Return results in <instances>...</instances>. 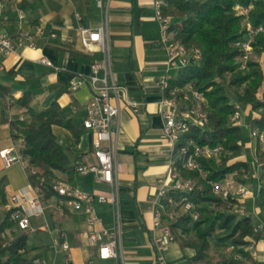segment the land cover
Returning <instances> with one entry per match:
<instances>
[{"label": "crops", "instance_id": "1", "mask_svg": "<svg viewBox=\"0 0 264 264\" xmlns=\"http://www.w3.org/2000/svg\"><path fill=\"white\" fill-rule=\"evenodd\" d=\"M76 12L81 14L80 19ZM1 23L9 36L20 31L35 32L41 25L55 31L56 35L38 37L36 48L19 47L7 56H0V84L9 88L8 94L0 98V113L8 120L0 126V146L15 145L20 150L22 143L14 137L9 120H30L29 113L17 102L23 93L29 92L33 108L40 110L57 102L64 117L81 130L77 139L66 126H53L74 166L95 161V133L83 127L91 95L89 81L85 78L77 89H72L71 84L90 73L92 62L106 58L98 44L89 47L83 44L79 26L105 25L114 77L127 87L131 100L122 103L120 132H113L110 142L120 187L122 251L126 264H160L152 243L153 212L161 188L170 185V179L165 181V178L172 168L174 149V144L163 133L161 100L165 96L166 82L176 77L180 68L169 63L168 50L160 41L154 0H111L107 24L96 0H7ZM43 55L51 64L40 60ZM3 175L8 184L7 202L0 205L1 217L6 213L10 194L31 184L22 161L5 167L0 160V178ZM58 176L87 192L110 195L113 190L112 184L96 180L93 173L82 174L73 169L58 172ZM60 199L58 195L41 199L44 211L34 216H44L48 221L39 228H49L52 224L57 235H53L52 246L30 247L27 241L29 254L38 253L37 260L43 264L100 262L98 245L91 244L88 238L86 214L74 209L68 199L60 204ZM95 208L103 225L112 226L111 203L95 201ZM255 217V224L264 220L259 214ZM31 226L32 219L29 228ZM15 230L16 227H12L8 232ZM61 231L66 233L70 245L69 263L66 252L54 244ZM195 252L193 247L171 241L165 252V264H194L191 258ZM255 254L257 261L264 260V234L256 243Z\"/></svg>", "mask_w": 264, "mask_h": 264}, {"label": "trees", "instance_id": "2", "mask_svg": "<svg viewBox=\"0 0 264 264\" xmlns=\"http://www.w3.org/2000/svg\"><path fill=\"white\" fill-rule=\"evenodd\" d=\"M253 5L250 19L253 25L264 27V0H163L162 12L172 17L170 31L174 38L189 48L197 47L201 58L179 69L176 77L168 80L165 95L172 87L183 88L191 83L206 96L204 109L208 123L201 126L190 122L189 128L175 143L172 157L175 167L183 178H192L196 187L193 190H167L160 197L166 206L171 200L190 201L198 213L195 217L189 211H180L170 221L174 238L181 246L193 247L194 264H247L244 258L257 264V260L243 246L257 242L263 237V230H255L256 224L249 215L238 217L235 212L224 210L227 201H236L229 194L222 197L215 192L212 182L222 180L227 173L237 170L241 181L245 175L253 172L252 163L243 158L247 139L241 125L233 121L232 116L251 106L253 116L250 119L251 130L264 131V30L257 33L253 42L254 51L250 55L248 68L239 67L242 49L235 44L246 36L242 16L235 11V5ZM16 32L13 36L18 35ZM226 73H232L227 77ZM241 87V88H240ZM240 88V89H239ZM9 88L0 84V98L8 94ZM261 93V95H260ZM179 94L181 92L179 91ZM29 92L23 93L17 100L30 115L29 121L9 120L15 138L23 137L20 147L22 159L28 161L25 171L29 182L37 187L41 199L58 195L54 188L59 178L58 172H72L74 165L67 148L58 140L54 125H64L71 129L78 139L81 130H77L71 119L61 113V106L54 102L50 106L37 110L30 105ZM261 109V112H257ZM8 120L0 113V126ZM251 138L253 135L251 133ZM194 143L224 145L222 159L216 162L202 156L198 158L200 167L187 168L186 158L193 152ZM256 158L259 177L264 178V148H257ZM8 179L0 178V205L7 202ZM254 204L264 206V183L255 194ZM16 227L14 232L8 229ZM30 228L20 227L10 217V210L0 220V264H43L38 262V253L29 254L27 241ZM211 237L219 243L231 241L239 253L219 254L212 260L209 247Z\"/></svg>", "mask_w": 264, "mask_h": 264}, {"label": "built area", "instance_id": "3", "mask_svg": "<svg viewBox=\"0 0 264 264\" xmlns=\"http://www.w3.org/2000/svg\"><path fill=\"white\" fill-rule=\"evenodd\" d=\"M98 6L103 10L106 17V24L108 20V12L111 0H96ZM7 0H0V56H7L15 52L19 47L21 48H36V39L42 36H55L56 32L53 30H46L44 26H38L35 32L20 31L16 36H9L1 23V17L6 7ZM163 0H154L155 15L160 24V41L166 46L169 55V63L181 68L197 61L201 58V51L199 48H189L187 45L181 43L174 38L170 31L172 17L164 15L162 12ZM252 5L245 6L236 4L235 8L239 14L242 15L245 21L246 36L235 42L237 46L242 49L240 56L241 66L248 67L247 62L250 55L254 51L253 42L255 41L258 32L263 31L262 25L255 26L252 24L249 14V9ZM76 16L80 19L81 14L76 12ZM81 40L85 46L91 44H98L100 48L106 53V58L97 60L91 63L90 73L86 77L75 79L72 81L71 88L77 89L84 82L85 78L89 81L91 86V95L87 103V113L83 119V127L91 129L95 133L94 139V156L95 161L91 163H77L74 170L78 173H93L96 180L109 182L113 185V190L110 195L96 194L87 192L77 188L72 183L58 178L55 181L54 188L58 192L60 204L66 199L70 200L73 208L82 211L86 214L87 233L91 244L98 245V259L90 260V264H126L122 251V226L120 220V203H119V182L118 169L116 159L110 145L112 133L118 134L120 132L119 115L122 108V103L125 101L131 102L127 87L119 83L114 77L112 71V62L110 59V44L107 37V30L105 25L98 27H88L85 25L79 26ZM40 60L46 64H51V61L45 56H41ZM1 67V61H0ZM103 72V74H101ZM168 82H166V86ZM191 95L187 92L179 94L182 88L172 87L168 95H165L161 100L162 114L164 116L163 133L175 145L180 136L187 131L190 122H194L201 126L208 123V116L201 103L203 93L200 90H195L191 83L184 86ZM192 99V105H185L182 99ZM186 100V101H187ZM241 113L237 111L233 118L238 119ZM255 138L264 140V132L252 131ZM19 142L23 143L24 138L19 137ZM223 144L210 145L194 143L193 152L186 158L184 166L187 168L200 167L198 158L214 157L222 153L224 150ZM0 160L3 161L5 167L11 166L16 161H22L24 166L28 165V161L22 159L20 151L15 145L0 146ZM172 168L165 181L170 179V185H164L156 200L154 208V236L152 243L156 252V259L160 264H165V252L171 241H174V234L170 227V221L174 218L178 211H189L195 217L198 213L190 201H174L171 200L166 206L160 201L161 195L167 190H193L196 183L192 178H183L175 167V159H171ZM214 187L219 192V181H214ZM238 197L242 196L244 199L248 197L255 198L256 192L246 185H241L237 192ZM223 197L228 196V190L222 192ZM236 197V196H235ZM237 198V197H236ZM95 201L110 202L114 212V223L112 226H105L102 223V217L98 214L95 208ZM6 212L10 210V217L20 227L27 228L30 226L31 217L40 215L44 211L41 203V195L37 187L32 184L21 188L17 192H13L9 196V202L5 205ZM240 213H246L245 208H239ZM257 211L260 212V209ZM3 217V216H2ZM0 216V220L2 218ZM255 230H264V222L258 223ZM55 246L66 252L67 263L70 262V245L67 240L65 232L61 231L60 235L54 241ZM234 248L231 245L228 249ZM249 251L256 249V244L253 242L248 246ZM36 261H38L36 259ZM197 264H204L198 262ZM209 264H214L211 261Z\"/></svg>", "mask_w": 264, "mask_h": 264}, {"label": "rangeland", "instance_id": "4", "mask_svg": "<svg viewBox=\"0 0 264 264\" xmlns=\"http://www.w3.org/2000/svg\"><path fill=\"white\" fill-rule=\"evenodd\" d=\"M252 8H253V5L249 9V14H250V11ZM235 11H236V13H238V11H240V9L237 10L235 8ZM242 24L244 26L246 24L245 21L243 20V17H242ZM261 60H264V54H262ZM239 67L242 70H245L248 68V67L243 68L241 66L240 59H239ZM226 75H227V77H230L232 75V73H226ZM193 88H195V87H193ZM195 90H196V88H195ZM180 92L183 94L185 92H187L191 95V92L188 91L184 87L181 89ZM202 93H203V99H202L201 103H202L203 108H204L206 96H205L203 91H202ZM260 95H261V93H260ZM186 100L187 99H182L183 104H185L187 106L192 105L193 101L191 98L188 99L187 101ZM250 110H251V106L249 105V106H247L246 109L242 110L240 118L235 119V118H233V116H234L233 115L232 119H233V121H235L241 125V130H242V133L244 135V138L247 139L246 146H245V154L242 155V157L248 159L252 163L253 172L248 173L244 176L246 181H241L238 179L239 174H238L237 170H234L233 172L227 173L225 175V177L219 181L220 186H219V192L218 193L223 197L224 195L222 194V192L224 190H228V195L231 194L234 197L235 196L237 197V198L235 197L236 198L235 202H233L232 200L227 201V204L224 207L225 211L235 212L238 214V217H241L244 215H249L253 218V221L256 222L257 221V218L255 217L256 214L263 216V219H264V206L255 205L254 199L252 197H251L252 200H249L248 199L249 197L244 199V197H242V196L238 197V194L236 193L238 188L241 185H246L247 187H249L250 189L254 190L257 193L259 190V186L264 183V178L262 179L259 177V168L260 167L258 166L257 158H256V150L259 147H261V149L264 148V140L262 141L258 138H255V136H253L254 137L253 139L251 138L252 130H251V126H250V119L253 116V114ZM257 112H261V109L258 110ZM261 132H264V131H261ZM206 158H211V159L215 160L216 162H220V160L222 159V153L217 155V156H214V157H206ZM212 184H213V188L215 190L214 183L212 182ZM215 192H217V191L215 190ZM46 202L48 203L50 201L48 200ZM242 207L245 208L246 213H240L238 211V209L242 208ZM258 209H260V212L257 211ZM178 213H179V211H178ZM31 219H32V226L29 230L28 245L30 247H34V246L41 247L44 245L52 246L53 235L56 236L57 233L55 230H53V226H52L51 222H50L51 225L49 226V228L46 227L44 229V228H39L41 224H45L48 221L44 218V216H41V217L33 216ZM261 222H264V220L260 221L259 223H261ZM263 232H264V230H263ZM251 243H253V242H251ZM251 243H249L247 245H243V246H238V247H243L245 250L249 251L248 246ZM254 243L256 244L257 242H254ZM231 245H234L231 241L219 243L214 237H211L209 251L212 253L211 254L212 260H215L219 254H224V253H226L228 255L236 253L237 256L244 258V256H242L241 253H239L237 250L235 251V249H236L235 247L232 248V250L228 249ZM255 252H256V249H254L253 251L251 250V252H250L253 257H255V255H256ZM244 260L246 261L247 264H254L248 258H244ZM257 264H264V260L257 261Z\"/></svg>", "mask_w": 264, "mask_h": 264}]
</instances>
